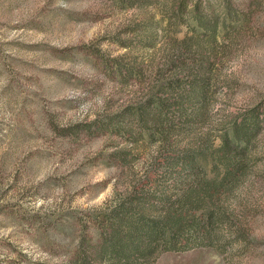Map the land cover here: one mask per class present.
I'll return each mask as SVG.
<instances>
[{
    "label": "rangeland",
    "instance_id": "1",
    "mask_svg": "<svg viewBox=\"0 0 264 264\" xmlns=\"http://www.w3.org/2000/svg\"><path fill=\"white\" fill-rule=\"evenodd\" d=\"M0 264H264V0H0Z\"/></svg>",
    "mask_w": 264,
    "mask_h": 264
},
{
    "label": "trees",
    "instance_id": "2",
    "mask_svg": "<svg viewBox=\"0 0 264 264\" xmlns=\"http://www.w3.org/2000/svg\"><path fill=\"white\" fill-rule=\"evenodd\" d=\"M151 227L154 228L153 225H151ZM166 242H168V240H166Z\"/></svg>",
    "mask_w": 264,
    "mask_h": 264
}]
</instances>
